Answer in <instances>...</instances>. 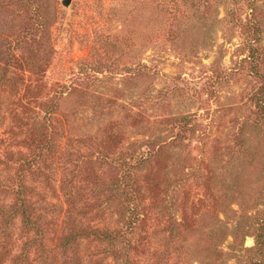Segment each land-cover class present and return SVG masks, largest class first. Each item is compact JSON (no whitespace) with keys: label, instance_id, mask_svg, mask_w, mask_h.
Masks as SVG:
<instances>
[{"label":"rangeland","instance_id":"374dc122","mask_svg":"<svg viewBox=\"0 0 264 264\" xmlns=\"http://www.w3.org/2000/svg\"><path fill=\"white\" fill-rule=\"evenodd\" d=\"M60 1L33 5L46 23L35 37L40 48L35 43L28 47L29 39L17 44L21 24L7 34L6 44L22 59L12 71L19 79L14 113L22 122L2 116L0 150L29 153L2 134L7 125V132L16 124L22 127L23 138L50 120L48 131L58 133V145L65 150L80 148L76 139L102 138L112 128L123 133L118 151H125L134 142L167 143L173 134L166 120L191 116V136L173 152L168 173L178 181L170 199L178 214L184 198L204 196L206 179L222 176L227 184L238 179L245 186L259 177L264 131L250 122L248 96L255 81L247 59L253 44L243 29L244 0H197L195 11L189 0L179 5L176 0H71L69 12ZM174 12L181 25L171 19ZM18 24L9 16L8 27ZM53 108L50 119L47 112ZM239 140L253 154L252 163L246 157L236 161ZM59 178L60 173L54 176L55 187ZM261 188L263 180L256 187ZM57 201L64 207L60 194ZM233 202L226 216L219 215V226L230 234L224 251L233 244L239 212ZM201 237L195 234L190 242L198 244ZM243 244L252 248L253 236H245ZM202 253L203 247L196 249L190 264H197ZM226 264L238 263L228 259Z\"/></svg>","mask_w":264,"mask_h":264},{"label":"trees","instance_id":"16d2710c","mask_svg":"<svg viewBox=\"0 0 264 264\" xmlns=\"http://www.w3.org/2000/svg\"><path fill=\"white\" fill-rule=\"evenodd\" d=\"M189 1L194 9L197 0ZM244 1L243 29L253 44L247 59L255 81L248 96L253 106L250 122L264 131V0ZM36 3L0 0V119L9 115L12 123L22 122L14 113L19 79L12 73L22 59L6 38L21 24L17 44L29 39L28 47H41L35 37L46 23L39 20ZM169 14L181 25L180 16ZM9 16L19 24L8 27ZM190 19H196L195 12ZM54 110L47 112L50 119ZM166 123L173 134L167 143L134 142L125 151H118L123 133L112 128L102 138L76 139L80 148L65 150L58 145V133L48 131L50 120L29 129L27 138H19L18 124L8 132L7 125L2 134L10 135L11 144H24L29 153L0 150V264H190L199 247L203 253L197 264H226L228 259L243 264L241 255L244 264H264V188L256 189L264 181V157L254 181L240 186L238 179L229 184L222 176L206 179L204 196L184 198L178 214L170 201L178 181L168 173L173 152L191 136L193 118L172 117ZM3 143L0 137V147ZM239 147L236 161L246 157L252 163L245 143L239 140ZM233 201L239 212L233 244L224 251L230 234L219 226V215L226 216ZM195 234L203 236L198 244L190 242ZM248 235L254 238L252 248H244Z\"/></svg>","mask_w":264,"mask_h":264},{"label":"water","instance_id":"95a60500","mask_svg":"<svg viewBox=\"0 0 264 264\" xmlns=\"http://www.w3.org/2000/svg\"><path fill=\"white\" fill-rule=\"evenodd\" d=\"M60 3H61V5L65 8V10H66L67 12L70 11L71 0H61Z\"/></svg>","mask_w":264,"mask_h":264}]
</instances>
